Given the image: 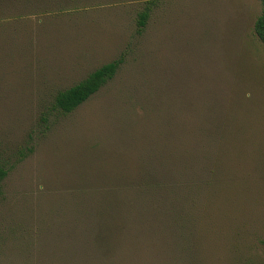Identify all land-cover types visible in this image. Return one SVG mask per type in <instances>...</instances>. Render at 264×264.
<instances>
[{
  "label": "rangeland",
  "instance_id": "1",
  "mask_svg": "<svg viewBox=\"0 0 264 264\" xmlns=\"http://www.w3.org/2000/svg\"><path fill=\"white\" fill-rule=\"evenodd\" d=\"M146 1L89 0L57 17L0 0V168L7 171L0 264L47 258L55 235L42 232L59 217L54 212L73 182L85 180L88 151L127 146L132 157L155 138L173 147L192 122L180 115L190 116L191 102L205 110L210 100L228 114L232 133L222 150L223 176L201 189L209 201H193L211 217L186 232L193 260L244 264L256 257L264 264V45L253 30L260 0H156L139 36L137 13ZM121 57L113 79L73 113L51 112L52 94ZM134 239L114 264L173 262L163 247L168 235L164 242Z\"/></svg>",
  "mask_w": 264,
  "mask_h": 264
},
{
  "label": "trees",
  "instance_id": "2",
  "mask_svg": "<svg viewBox=\"0 0 264 264\" xmlns=\"http://www.w3.org/2000/svg\"><path fill=\"white\" fill-rule=\"evenodd\" d=\"M10 1L21 4L22 10L37 11L39 15L55 11L57 17H63L64 11H81L89 2ZM260 3L261 13L253 30L264 45V0ZM156 6V0H148L137 13V35L146 30ZM122 64V57L104 64L77 84L52 94L51 112L73 113L111 81ZM184 98L187 99L185 93ZM198 103L189 104L190 116L180 115L185 122H192L181 127V136L177 138L182 142L173 147L155 138L149 146L139 145L132 157H129L132 150L127 146L122 147L123 151L118 147L92 154L91 150L88 151L87 172L82 174L85 180L82 184L73 182L64 200L60 201L59 209L54 212L59 213V217L53 224L45 225L42 232L44 235L54 233L55 236L49 238L53 250L47 258L39 259L40 264H114L123 261L119 252L125 245L134 244V238L164 242L167 235L170 243L163 244V247L168 249L167 254L173 261L171 264H196L192 239L186 232L196 223L205 227L203 224L211 217L203 207L193 206V201L208 200V196H200V192L209 186L211 179L223 176L222 150L232 133L230 125H226L225 116L228 114L217 107L220 104L216 100H210L207 103L209 108L205 110ZM160 115L161 109L155 118H160ZM41 120L46 122L45 115ZM169 132L164 130L166 138ZM163 146L165 155L160 149ZM112 150L116 156L108 153ZM6 174L7 171L0 168V200L1 182ZM60 233L65 234L61 238L65 242L58 238ZM45 250L43 247L39 252L42 254ZM252 258L256 257L245 258L243 263L256 264ZM259 261L263 264V259Z\"/></svg>",
  "mask_w": 264,
  "mask_h": 264
}]
</instances>
